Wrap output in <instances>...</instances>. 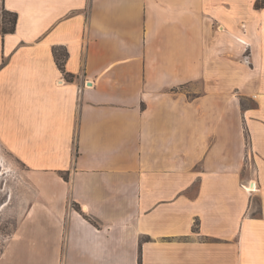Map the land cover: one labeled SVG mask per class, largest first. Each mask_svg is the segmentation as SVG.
I'll return each instance as SVG.
<instances>
[{
	"label": "crops",
	"instance_id": "0c3cea01",
	"mask_svg": "<svg viewBox=\"0 0 264 264\" xmlns=\"http://www.w3.org/2000/svg\"><path fill=\"white\" fill-rule=\"evenodd\" d=\"M2 4L0 264H264V0Z\"/></svg>",
	"mask_w": 264,
	"mask_h": 264
},
{
	"label": "rangeland",
	"instance_id": "374dc122",
	"mask_svg": "<svg viewBox=\"0 0 264 264\" xmlns=\"http://www.w3.org/2000/svg\"><path fill=\"white\" fill-rule=\"evenodd\" d=\"M0 8V16L3 11ZM10 18V17H9ZM250 62V56L245 57ZM28 171L0 143V259L15 230L26 216L29 199ZM5 264H19L13 251Z\"/></svg>",
	"mask_w": 264,
	"mask_h": 264
},
{
	"label": "trees",
	"instance_id": "16d2710c",
	"mask_svg": "<svg viewBox=\"0 0 264 264\" xmlns=\"http://www.w3.org/2000/svg\"><path fill=\"white\" fill-rule=\"evenodd\" d=\"M0 8H2L1 11H3V15L0 16V34H2L3 36H6L7 34L15 33L16 28H17V22H18L17 13L8 11L5 8L4 4L0 5ZM64 65H65L64 60H61L60 58H58V66L63 72H65ZM65 179H67V177H65ZM85 217L86 219L90 220L93 224L97 225V222L95 220H93L87 215H85Z\"/></svg>",
	"mask_w": 264,
	"mask_h": 264
},
{
	"label": "bare ground",
	"instance_id": "6f19581e",
	"mask_svg": "<svg viewBox=\"0 0 264 264\" xmlns=\"http://www.w3.org/2000/svg\"><path fill=\"white\" fill-rule=\"evenodd\" d=\"M251 186V190L250 191H254V190H256V184L255 183H253V186L252 185H250ZM32 188V187H31Z\"/></svg>",
	"mask_w": 264,
	"mask_h": 264
},
{
	"label": "built area",
	"instance_id": "2783aa9c",
	"mask_svg": "<svg viewBox=\"0 0 264 264\" xmlns=\"http://www.w3.org/2000/svg\"><path fill=\"white\" fill-rule=\"evenodd\" d=\"M251 189H252L251 186H249L248 190L250 191Z\"/></svg>",
	"mask_w": 264,
	"mask_h": 264
}]
</instances>
